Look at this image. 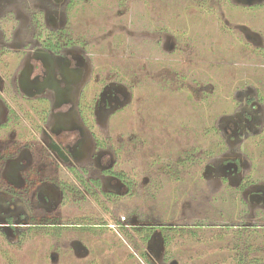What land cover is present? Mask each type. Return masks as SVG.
Masks as SVG:
<instances>
[{
	"label": "rangeland",
	"instance_id": "374dc122",
	"mask_svg": "<svg viewBox=\"0 0 264 264\" xmlns=\"http://www.w3.org/2000/svg\"><path fill=\"white\" fill-rule=\"evenodd\" d=\"M204 4L211 7L210 15L203 14ZM78 5L81 8L68 12L71 35L91 54L98 81H118L126 90V99L108 120L98 113L92 130L99 145L114 153V170L136 182L130 189L104 180L105 190L120 197L108 207L110 215L103 212L102 197L83 198L88 220L81 223L116 225L118 215L141 223L125 233L118 226L109 231L94 228L96 232L84 226V234H75L81 237L67 239L83 240L90 252L58 264H153L142 238L150 232L158 240L161 226L169 240L162 264H234V257L248 250L247 256L251 250L264 262V229L252 232L244 221L247 210H241L235 181L218 183L217 176L205 174L207 165L234 154L228 151L234 143L222 129L226 115L236 114L242 97L256 96L264 105V42L258 51L238 29L239 23H247L264 39V3L249 7L236 0H80ZM139 10H147L157 25H139ZM157 28L162 30L161 42L152 34ZM93 82L92 95L101 85ZM245 86L257 91L247 92ZM240 145L252 163L250 176L264 180V127ZM70 211L75 212L74 207ZM198 225L203 228L195 229L192 238L188 230ZM44 241L28 238L14 257L20 264H50L39 253ZM236 250L241 252L236 255Z\"/></svg>",
	"mask_w": 264,
	"mask_h": 264
},
{
	"label": "flooded vegetation",
	"instance_id": "af4514ba",
	"mask_svg": "<svg viewBox=\"0 0 264 264\" xmlns=\"http://www.w3.org/2000/svg\"><path fill=\"white\" fill-rule=\"evenodd\" d=\"M79 1L0 0V264L3 260L5 264H20L17 254L28 238L45 239L39 253L45 262L58 264L65 258H82L90 252L83 240L67 239L80 236L75 235L78 231L84 234V226L93 232L99 230L94 228L109 231L118 226L125 233L141 223L128 221L124 215H118L116 225L81 223L82 219L88 220L82 211L86 207L83 198L102 197L103 212L110 215L108 207L120 197L105 190L104 180L130 189L136 182L114 170V153L99 145L92 130L98 124V113L107 119L126 99V90L118 81H98L100 74L91 54L82 50V40L71 35L68 12L81 8ZM236 2L253 7L264 0ZM205 5L202 12L207 16L211 7ZM244 9L252 12L255 8ZM138 14L139 25L147 21L157 25V19L153 20L147 10H139ZM238 26L251 46L263 44L264 39H258L247 23ZM152 34L162 41L161 28ZM93 81L101 85L92 95L89 90ZM245 88L247 92L257 91ZM242 99L245 102L239 101L236 114L226 115L222 127L234 143L233 149H228L234 154H225L217 164L207 165L205 174L217 176L218 183L235 181L241 210L244 206L247 210L244 221L252 225L249 229L253 232L264 229L258 226L264 223V180L250 176L252 163L239 147L242 140L261 134L264 105L256 96ZM71 207L78 213L67 212ZM67 218H78V222H60ZM202 228L191 227L189 235L196 238ZM160 229L158 240L150 232L142 238L145 255L153 264L164 263L169 244L163 226ZM150 241L155 246H150ZM239 252L236 250V255ZM248 253L249 250L245 256L241 252L234 257V264H264L259 255L251 250V256ZM159 254L161 261L157 262Z\"/></svg>",
	"mask_w": 264,
	"mask_h": 264
}]
</instances>
